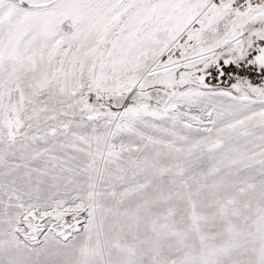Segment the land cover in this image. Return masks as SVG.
<instances>
[{
  "label": "snow or ice",
  "instance_id": "obj_1",
  "mask_svg": "<svg viewBox=\"0 0 264 264\" xmlns=\"http://www.w3.org/2000/svg\"><path fill=\"white\" fill-rule=\"evenodd\" d=\"M0 264H264V0H0Z\"/></svg>",
  "mask_w": 264,
  "mask_h": 264
}]
</instances>
